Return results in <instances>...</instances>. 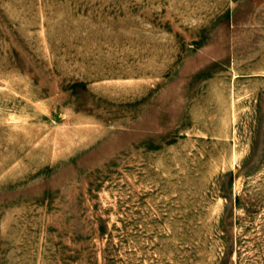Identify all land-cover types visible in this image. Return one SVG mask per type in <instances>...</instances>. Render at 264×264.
<instances>
[{"label":"rangeland","instance_id":"obj_1","mask_svg":"<svg viewBox=\"0 0 264 264\" xmlns=\"http://www.w3.org/2000/svg\"><path fill=\"white\" fill-rule=\"evenodd\" d=\"M0 264H264V0H0Z\"/></svg>","mask_w":264,"mask_h":264},{"label":"bare ground","instance_id":"obj_2","mask_svg":"<svg viewBox=\"0 0 264 264\" xmlns=\"http://www.w3.org/2000/svg\"><path fill=\"white\" fill-rule=\"evenodd\" d=\"M14 117V116H13Z\"/></svg>","mask_w":264,"mask_h":264}]
</instances>
